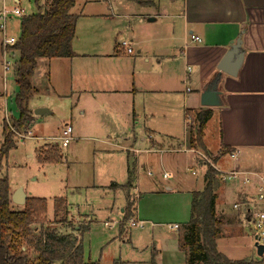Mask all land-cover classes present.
<instances>
[{
	"label": "crops",
	"instance_id": "0c3cea01",
	"mask_svg": "<svg viewBox=\"0 0 264 264\" xmlns=\"http://www.w3.org/2000/svg\"><path fill=\"white\" fill-rule=\"evenodd\" d=\"M150 1L139 0V3L147 5ZM170 2L173 4L170 9L160 10V7H155L145 15L134 14L132 7L126 8L123 15L111 11L113 14L110 17L96 15V19L107 26H112L118 18L125 21L124 28L129 33L128 43L133 48L131 55H126L116 44L111 48L109 40L100 35L102 32L92 34L89 40L79 45L75 33L71 44L74 57L40 59L37 65L39 61H46L47 69L50 61H54L60 69V76H64L67 85L63 95L52 89L56 100L63 101L66 97L71 100L73 97L77 101L75 107L81 111L80 115H85L88 112L87 104L93 103L90 109L96 113L97 124L89 121V127L97 130L100 123L107 122L112 129L109 134L120 135L111 139L109 136L93 137L80 133L81 139L86 140L81 151L90 153L85 149L88 145L92 156L97 155L98 166H93L91 184L80 186L71 183L69 188L70 194L83 191L98 194V203L106 205L109 215L113 214L118 204L126 205V198L131 197L129 191L132 188L137 187L139 191L140 170L146 171V177L153 174L149 171L153 155H158L164 161L163 155L175 152L177 146L189 143L186 111H202V108L210 110L212 116L203 128L204 150L197 151L206 156L208 152H214L211 161L219 175L232 171L241 173L237 179L226 181L225 187L216 192V210L223 211L221 215L216 214V217L221 223L220 234L223 235V229L229 226L227 217H236L234 212H227L224 200L232 199V206L241 204V209H255L259 181L254 177L264 176V0ZM190 35L198 37L200 43H191ZM237 39H240L243 61L236 76L223 73L217 75L216 67ZM177 66L179 69L175 71L173 67ZM48 69L46 74L50 78V66ZM208 86L220 91V107L200 106V93ZM48 109H45L46 114H51L52 110ZM210 122L214 123L213 138L216 137L212 148L206 144ZM90 130V133L94 132ZM137 140L146 148L143 153L136 148ZM135 150L140 152L135 155ZM69 159L63 161L61 155L57 165L66 163L71 167L77 163L75 157ZM169 161L174 163L172 159ZM222 164L228 168L220 170ZM245 176L250 178L251 184L243 182ZM128 181L131 185L129 189L126 185ZM193 186L187 187L190 199L191 193L200 192L204 183L200 191H195ZM173 189L171 185L164 187L166 192ZM13 191L10 188L11 195ZM60 198L66 204L64 211L73 216L67 198ZM124 207L120 209L121 215ZM92 218L93 215L87 213L74 216L76 220L85 221L87 228L93 222ZM109 224L104 222V225ZM111 224L115 225L116 222ZM177 226L174 230L179 232L181 226ZM241 226L242 223L238 225L239 228ZM53 227L56 228L55 224ZM74 229L67 234L78 238L76 234L81 229ZM124 233L119 232L118 237L124 238ZM179 239L180 236L173 242L169 252L159 244V248L154 246L151 250L154 264H183L185 255L177 250ZM115 261L136 264L119 259H113L112 264ZM150 261L137 264H149Z\"/></svg>",
	"mask_w": 264,
	"mask_h": 264
},
{
	"label": "rangeland",
	"instance_id": "374dc122",
	"mask_svg": "<svg viewBox=\"0 0 264 264\" xmlns=\"http://www.w3.org/2000/svg\"><path fill=\"white\" fill-rule=\"evenodd\" d=\"M170 1L151 0L150 2H145L147 5H144L139 3V0H76L70 10L71 14L79 16L76 23V43L79 45V43L89 40L92 34L102 32L100 35L109 40L111 48H114L115 44V46L120 47L119 45L122 42H129V33L124 28L126 26L125 21L118 18L116 19L117 21L113 22L112 26H107L103 22L100 23L96 19V15L102 14L106 17H110L113 13L121 15L126 13L124 11L126 8L130 7L133 8L134 14L145 15L151 8L155 7H160V10L170 9L171 6L173 7ZM178 2L181 3V1ZM42 3L43 0H17V2L15 0H0V12L9 13L10 10L18 8L23 11V15H28L36 12V6ZM141 8L147 10H141ZM19 19V16L8 15L6 21L7 37L14 36L18 38ZM1 40L2 36L0 34V145L3 141V136H1L2 123H5L8 130L13 134L16 145L7 153L6 158L1 163L0 178H7L11 191L21 188L27 198H42L47 201L48 210L46 217H43L40 223L32 224L31 230L33 233L39 234L49 229L57 231V228L58 234L65 235L68 231H74V228L79 227L81 231L84 230L78 235L76 234L77 239L82 244L84 258L98 264H112L113 259L136 264L147 263L151 260L152 248L154 246L159 248V245L164 247L166 252H169L173 242L179 238L182 226L186 225L190 220L191 201L187 187H194V184L195 188L193 189L195 191L202 189L203 175L207 164L214 167V163L211 161V156L214 152H208L207 156L201 154L208 162L203 161L199 155L191 152H169V154L163 155L164 161L158 155H153L152 168L149 170L153 174L146 177V171L140 170L138 172L139 185H141L139 191L133 188L129 191L131 195L130 201L134 202L135 211L125 224V237H118L120 224L123 221L120 209L124 207L125 203L122 206H120L121 204L115 206L113 214L109 215L105 209L106 205L98 203L100 201L97 200L98 194L92 195L91 193H85V191L70 194L69 188L71 183L80 186L91 184L93 166H98L97 155L92 156L88 145L85 146V149L90 153L81 151V147L85 145L86 140L81 139L80 133L83 132L93 137L109 136L111 139L120 137V135L118 133L110 135L109 131L112 129L108 127L107 122L100 123L97 130L89 127L90 123L97 124L96 113L93 109H90L93 103L87 104L89 113L80 115L81 111H78L75 107L77 101L73 97L71 100L69 97L63 98V101H58L54 98L52 89L63 95L66 90L64 87L67 85L64 76H60V69L54 61H50V65L48 64L51 68L50 78L46 74L49 72V66L45 69L46 61H39L38 68L35 70V77H33L32 80L34 81L32 83L36 92L33 93L28 104V109H30V113L34 118L31 128H29L30 130L28 129V131L24 132L23 129L13 127L10 118L15 119L18 115L16 101H14L18 87L14 83L13 71L10 70L4 73L2 63L3 61L13 62L16 59V55L8 56L3 54ZM173 69L177 71L179 66L173 67ZM46 108L51 109L52 113L42 117L34 115L36 109ZM104 108L106 109V106ZM89 121L90 123L88 124ZM66 125L70 126L72 130L69 135L72 140L67 147L62 148L55 138L63 137L62 133ZM213 125L214 123L210 122L207 129L206 144L208 148H212L216 143V137L213 138L215 131ZM175 128L176 125H174ZM90 129H93L94 132L90 133ZM136 144V148L143 153L146 148L141 146L138 140ZM53 148H56L58 152V148L60 149L63 161L64 159L70 160L69 158L75 157L77 163L71 167L66 163H60L59 165L38 164L34 150L43 152ZM169 159H172L174 163L172 164ZM222 165L223 167L219 166L220 170L228 168L226 164ZM164 173L168 175V179L162 177ZM100 177L101 175L97 176V178ZM225 183L226 181L220 183V188L217 192H220L225 187ZM165 185H171L174 189L166 192L164 190ZM177 185L179 187H176ZM60 197L67 198L68 203L71 205V214L73 216L69 215L67 211L65 212L63 208L57 214H54L53 199ZM224 202L227 204L225 207L227 212H234L236 217H227L226 220L229 226L223 229L224 232L222 230L223 235L217 241V252L231 261H240L241 259L257 261L258 257L253 248L256 235L255 229L250 223L240 218L241 216L238 217L242 209L235 212L236 210L232 206V199L226 198ZM10 205L12 208H21V206L12 203L11 196ZM222 212L219 209L215 210V213L219 215ZM84 213L93 215V222L88 228L85 226V221L74 219V216ZM137 219L143 222V227L135 228L130 226V221ZM104 222H109L110 224L104 225ZM112 222H116V224L112 225ZM241 223L242 226L239 228L238 225ZM54 224L56 228L53 227ZM171 224L180 225L179 232L174 229L169 230L168 225ZM29 256L30 264H35L36 258L33 255Z\"/></svg>",
	"mask_w": 264,
	"mask_h": 264
},
{
	"label": "trees",
	"instance_id": "16d2710c",
	"mask_svg": "<svg viewBox=\"0 0 264 264\" xmlns=\"http://www.w3.org/2000/svg\"><path fill=\"white\" fill-rule=\"evenodd\" d=\"M76 0H43L36 12L23 15L19 19V36L9 49L16 54L13 77L18 91L14 96L18 110L17 118H10L16 129L28 131L32 115L28 109L29 99L35 93L32 78L40 59H62L74 57L71 48L75 37L78 16L70 13ZM190 117L189 146L204 150L202 146L203 128L211 118L210 110H187ZM0 145V166L7 153L15 147L13 134L2 123ZM40 165L57 164L61 160L56 148L36 151ZM204 187L200 192L191 193L190 220L180 233L179 250L185 255V264H264V254L253 261L241 259L231 261L217 252L221 223L216 217V192L220 188L217 171L207 164L203 178ZM131 187L130 181L126 183ZM10 188L7 178H0V264H30V256L35 264H98L83 256L82 244L72 235H60L54 229L34 234L32 224L40 223L46 216L48 205L45 199L26 198L20 209L10 205ZM53 212L57 214L66 204L62 198H54ZM134 202L126 198L119 232H124L125 224L134 212ZM82 230L81 232H83ZM113 264H124L115 261ZM149 264H154V258Z\"/></svg>",
	"mask_w": 264,
	"mask_h": 264
},
{
	"label": "built area",
	"instance_id": "2783aa9c",
	"mask_svg": "<svg viewBox=\"0 0 264 264\" xmlns=\"http://www.w3.org/2000/svg\"><path fill=\"white\" fill-rule=\"evenodd\" d=\"M12 15V16H23V11L21 9L18 8H14L12 10L9 11V13L7 12H0V34L2 36V40H1V50L3 51V54L8 55V56H15L16 54L14 52H12L11 49H9L11 46H13L15 44V42L17 41V38H15L14 36H9L7 37L6 34V21L8 19V15ZM190 42L191 43H200V39L196 36L190 35ZM120 48L125 52L126 55H131V53H133V48L126 42H122L120 45ZM14 61L13 62H7V61H3L2 63V67H3V71L4 73H7L10 70H14L13 67ZM188 91V89H187ZM186 122H187V127L189 129L190 127V117L188 115H186ZM71 133V128L70 126L66 125L64 132L62 133L63 137L57 138L58 142L60 143V146L62 148L66 147L69 142L72 140L71 136H69ZM189 144V143H188ZM185 145L182 144L180 146H177L175 151H179L182 153H186V152H191L194 154H197L200 156L201 159H203V161L205 160L206 162H208L203 155H201L196 149L190 147L189 145ZM140 151L135 150L134 153L135 155H137ZM212 166V165H211ZM241 173L239 172H235L232 171L230 173H222L221 175H219V179L220 181H232L235 180L239 177ZM168 175H163V178H167ZM257 181H259L258 187H257V193L255 194V199H256V207L255 209L251 210V209H247L246 207L242 209V218L243 220H245L246 222L250 223L253 228L255 229V237H254V243L260 244L264 246V176H259L256 175L254 177ZM243 182L246 184H251L250 178L249 177H243ZM136 191H138V188L135 187ZM136 197V196H135ZM135 199V198H134ZM241 204H234L233 205V209L236 211H240L241 209ZM130 226L131 227H143V222L140 220H131L130 221ZM177 229L178 226L177 225H171L168 226V229Z\"/></svg>",
	"mask_w": 264,
	"mask_h": 264
},
{
	"label": "water",
	"instance_id": "95a60500",
	"mask_svg": "<svg viewBox=\"0 0 264 264\" xmlns=\"http://www.w3.org/2000/svg\"><path fill=\"white\" fill-rule=\"evenodd\" d=\"M243 54L241 51L240 39L235 40L234 44L231 45L226 54L221 58L218 66L216 67L217 75L227 74L231 77H235L238 69L242 64ZM220 91H217L215 87H206L200 93V106L206 108H216L220 107ZM47 110L36 109L34 115L43 116L46 115ZM26 200V195L21 188L14 191L11 195V201L13 204L24 206ZM256 251L257 257H261L264 254V246L257 243L253 245Z\"/></svg>",
	"mask_w": 264,
	"mask_h": 264
}]
</instances>
